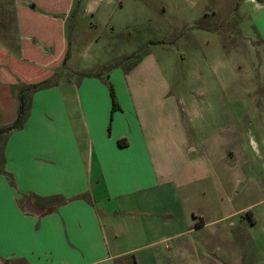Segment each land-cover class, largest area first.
<instances>
[{"label": "crops", "instance_id": "crops-1", "mask_svg": "<svg viewBox=\"0 0 264 264\" xmlns=\"http://www.w3.org/2000/svg\"><path fill=\"white\" fill-rule=\"evenodd\" d=\"M33 1L0 0V39L19 40L17 51L1 41L0 55L22 56L28 39L40 42L26 26ZM242 8L249 20L238 25L251 32L240 34L264 52V0H242ZM47 13L60 25L56 38L68 40L63 18ZM146 55L129 74L117 69L116 80L50 78L28 92L23 126L0 132V264H243L264 240L263 74L242 100L220 110L213 99L204 116L200 102L172 91L155 59L158 78L129 79ZM201 85L213 95L211 82ZM18 93L5 68L0 126L16 119Z\"/></svg>", "mask_w": 264, "mask_h": 264}, {"label": "rangeland", "instance_id": "rangeland-1", "mask_svg": "<svg viewBox=\"0 0 264 264\" xmlns=\"http://www.w3.org/2000/svg\"><path fill=\"white\" fill-rule=\"evenodd\" d=\"M36 1L39 6L26 7V26L39 38L40 42L35 43L38 47L31 48L35 44L28 39L26 54L23 51L22 56L0 55V71L6 68L13 73L18 90L26 86L25 80L13 70L16 64L21 65V73L29 79H38L47 69L46 73L58 81H63L65 75L78 79L83 72L111 74L116 80L117 69L122 70V75L126 71L129 74L136 59L150 52L153 54L146 55L143 68L134 70L129 79L150 82L152 77L158 78L157 71L151 68L155 59L165 68L172 91L200 102L201 112L210 116L213 99L220 103L221 110L222 103L242 100L249 81H256L257 75L260 81L264 76L262 47L254 49L240 34L244 30L251 32L245 29L247 26L238 25L241 18L249 20L247 11L237 9L242 0H92L97 10L89 8V0H70L69 10L65 0H34L32 4ZM54 10L63 18L65 26L61 29L66 30V41L56 38L63 36L60 31L55 32L59 24L42 18L48 16L47 11ZM14 34L16 38L20 36L17 31ZM1 41L18 50L19 40L13 34ZM232 50L238 53L233 54ZM205 81L212 83L213 95L210 88L202 90ZM263 90L260 88L256 93L262 95ZM1 154L0 150V168ZM256 246V250H247L243 264H264L262 236Z\"/></svg>", "mask_w": 264, "mask_h": 264}, {"label": "trees", "instance_id": "trees-1", "mask_svg": "<svg viewBox=\"0 0 264 264\" xmlns=\"http://www.w3.org/2000/svg\"><path fill=\"white\" fill-rule=\"evenodd\" d=\"M67 58V54L64 56V61L65 59ZM7 70V69H6ZM15 71V73H17L18 75L21 76L22 79H24L25 81V86L24 88H22L21 90H19V100H20V108H19V112H18V115L16 117V119L9 123V124H6V125H3V126H0V132H8V131H11L13 129H16V128H20L23 126L26 118H27V115H28V105H27V101H26V98H27V95H26V91L27 90H34V89H37L39 88L40 86L44 85L50 78L52 75H48L49 73H46L45 69L44 70V75H41L39 76L38 79H29V78H26L23 76V74L21 73L22 71V68H21V65L20 64H16V69H13ZM2 71V70H1ZM0 71V74L4 71L1 72ZM6 74V73H4ZM7 74L9 75V78L12 79L14 81V75L13 73L9 72L7 70ZM82 75H97V74H93L92 72H89V73H81ZM107 84L109 85V88H110V93H111V98H112V102H113V111L115 110H119L121 109V105H120V102H119V99H118V94H117V91H116V87L114 85V83L108 79H105Z\"/></svg>", "mask_w": 264, "mask_h": 264}, {"label": "water", "instance_id": "water-1", "mask_svg": "<svg viewBox=\"0 0 264 264\" xmlns=\"http://www.w3.org/2000/svg\"><path fill=\"white\" fill-rule=\"evenodd\" d=\"M33 6H34V4H33Z\"/></svg>", "mask_w": 264, "mask_h": 264}]
</instances>
